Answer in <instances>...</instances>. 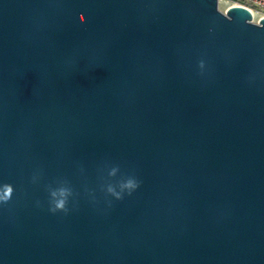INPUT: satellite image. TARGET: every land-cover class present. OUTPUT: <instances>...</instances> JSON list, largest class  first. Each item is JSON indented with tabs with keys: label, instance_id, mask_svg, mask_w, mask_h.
<instances>
[{
	"label": "water",
	"instance_id": "water-1",
	"mask_svg": "<svg viewBox=\"0 0 264 264\" xmlns=\"http://www.w3.org/2000/svg\"><path fill=\"white\" fill-rule=\"evenodd\" d=\"M0 264H264V19L0 0Z\"/></svg>",
	"mask_w": 264,
	"mask_h": 264
},
{
	"label": "built area",
	"instance_id": "built-area-1",
	"mask_svg": "<svg viewBox=\"0 0 264 264\" xmlns=\"http://www.w3.org/2000/svg\"><path fill=\"white\" fill-rule=\"evenodd\" d=\"M230 1L233 3V6H241L247 8L252 13L253 17L254 14H257L260 16L259 20L264 19V0H230Z\"/></svg>",
	"mask_w": 264,
	"mask_h": 264
},
{
	"label": "rangeland",
	"instance_id": "rangeland-1",
	"mask_svg": "<svg viewBox=\"0 0 264 264\" xmlns=\"http://www.w3.org/2000/svg\"><path fill=\"white\" fill-rule=\"evenodd\" d=\"M232 2L230 0H224L221 4L219 1V5H221V11L225 12L229 7L232 6Z\"/></svg>",
	"mask_w": 264,
	"mask_h": 264
},
{
	"label": "bare ground",
	"instance_id": "bare-ground-1",
	"mask_svg": "<svg viewBox=\"0 0 264 264\" xmlns=\"http://www.w3.org/2000/svg\"><path fill=\"white\" fill-rule=\"evenodd\" d=\"M219 1H220V3L222 4L224 0H219ZM232 6H233V4H232ZM219 9L221 10V5H219ZM259 19H260V16L257 15V14H254L253 21H254L255 23H257V22L259 21Z\"/></svg>",
	"mask_w": 264,
	"mask_h": 264
}]
</instances>
